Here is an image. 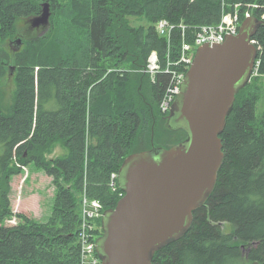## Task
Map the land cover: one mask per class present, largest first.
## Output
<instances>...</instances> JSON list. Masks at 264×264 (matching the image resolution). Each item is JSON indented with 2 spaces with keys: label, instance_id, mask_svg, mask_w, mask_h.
I'll return each mask as SVG.
<instances>
[{
  "label": "trees",
  "instance_id": "1",
  "mask_svg": "<svg viewBox=\"0 0 264 264\" xmlns=\"http://www.w3.org/2000/svg\"><path fill=\"white\" fill-rule=\"evenodd\" d=\"M41 1L0 0V37L23 33L20 24L32 29L28 21L40 13ZM237 1L64 0L54 31L24 34L17 50L0 46V81L12 82L0 99V264L82 263L77 229L84 180L88 195L105 210L112 208L119 197L111 191L110 175L128 154L182 140L183 131L166 128L158 106L171 75L150 81L140 71L152 50L162 63L167 54L166 38L154 24L166 19L175 25L174 50L182 38L178 25L187 26L186 39L192 40L197 26L218 23L222 9ZM129 17H143L149 25L134 27ZM253 38L264 73V25ZM110 68L116 70L105 75ZM255 84L251 79L237 93L226 118L220 134L224 159L212 193L193 212L186 233L153 255L154 264H264V113L256 115ZM95 98L99 102L92 104ZM166 131L178 137L163 138ZM56 144H65L67 154L48 158ZM29 163L62 177L59 184L73 180L58 187L56 200L66 208L62 224L38 223L13 211L9 182Z\"/></svg>",
  "mask_w": 264,
  "mask_h": 264
},
{
  "label": "water",
  "instance_id": "2",
  "mask_svg": "<svg viewBox=\"0 0 264 264\" xmlns=\"http://www.w3.org/2000/svg\"><path fill=\"white\" fill-rule=\"evenodd\" d=\"M49 3L29 19L31 28L49 24ZM264 19L245 17L236 35L200 45L191 60L165 126L183 131L169 146L128 154L117 174L123 196L101 216L95 248L100 264H154L153 255L190 228L193 212L212 193L224 153L220 134L237 93L252 75L257 47L250 40ZM21 46V38L9 44Z\"/></svg>",
  "mask_w": 264,
  "mask_h": 264
},
{
  "label": "rangeland",
  "instance_id": "3",
  "mask_svg": "<svg viewBox=\"0 0 264 264\" xmlns=\"http://www.w3.org/2000/svg\"><path fill=\"white\" fill-rule=\"evenodd\" d=\"M49 3L50 6V11L51 15L49 18V24L46 27H42L39 29H25L24 30V25L20 24L19 28H21V31L23 30L24 32H19L16 35H8L2 39L0 37V46L1 47H10L9 44L12 42L16 41L17 39L23 37L24 34L25 37L29 36H40L45 33H47L49 30L54 31L56 28L59 27V23H61V13H62V6H65L64 0H45ZM43 0L41 1V3ZM258 4V2H242V1H237L234 6L237 5L238 8L240 7H246L251 4ZM56 4H58V7H56ZM260 6H264L263 4H260ZM38 15V14H37ZM36 15V16H37ZM226 15V9L223 8L221 11V18H224ZM262 19V18H261ZM130 24L134 27H140L143 30H146L148 27L149 23L147 20H145L143 17H138L137 19L135 17H129ZM66 23L69 25L73 26V21L71 18L67 19ZM29 26V24H28ZM159 27H163V25H159ZM167 31H171L169 27L165 28ZM23 38V43L25 42L26 38ZM21 40V42H22ZM180 48V43L179 46L175 48V56L173 58V61L177 59V53ZM10 49H12L10 47ZM13 50V49H12ZM161 61V60H160ZM165 63H160V66H165ZM113 68H110L106 71L105 75L109 74L112 72ZM145 77L149 78L150 81L152 80V77H150L149 74L147 73H142ZM104 75V74H103ZM104 75V76H105ZM255 78V79H254ZM254 82H256L255 86L258 85L259 88L257 90V95H258V101L256 103V115L259 117L262 113H264V81L259 82L260 78L258 77H253L252 78ZM12 86V82L8 77L3 78L0 81V99L3 100L6 98L8 95L10 89ZM248 92H255L254 88H248ZM120 98H117V102H119ZM99 102V98H95L92 100V104ZM68 107L69 105H65ZM89 106V102H87V109ZM89 115V110L86 112V117L88 118ZM88 125V124H87ZM64 129L63 131H65ZM167 135L163 138H170V140H175L178 135L173 134L172 132L166 131ZM65 137V136H64ZM180 138H184V134H179ZM66 138V137H65ZM148 145V144H147ZM169 145V144H168ZM146 147V145H145ZM67 154V148L65 147V144H56L53 147V151L51 153H48L47 156L48 158L50 157H63V155ZM86 165V153L84 156V165L83 167L85 168ZM20 167V166H19ZM22 170V171H21ZM22 178V179H21ZM62 177L60 178H54V177H49L47 176L37 165L34 163H29L27 165H23L20 167V172L17 175H14L11 177L10 182H9V187L11 189V206L13 211L17 212H24L27 213L30 217L34 219V221L38 223H43V224H48L49 222L51 224H62L64 222V218L66 215V208H62L59 206V202L56 200V196L58 194L59 188H65L72 183L73 180L67 181L64 179L63 184H59V181ZM20 180H23V183L20 185ZM53 180L55 181V185H53ZM84 182H86L84 180ZM83 182V183H84ZM72 185V184H71ZM87 185V182H86ZM59 187V188H58ZM111 191H116L114 188L111 187ZM8 218V217H7ZM9 219H6V223H8ZM226 228V226H225ZM80 241V237H79Z\"/></svg>",
  "mask_w": 264,
  "mask_h": 264
},
{
  "label": "built area",
  "instance_id": "4",
  "mask_svg": "<svg viewBox=\"0 0 264 264\" xmlns=\"http://www.w3.org/2000/svg\"><path fill=\"white\" fill-rule=\"evenodd\" d=\"M254 14L264 19V6L255 3L244 8H238L237 5H233L232 10L226 12L224 18L218 23L206 24L198 27L194 33L193 43H184L178 58L173 62L176 69L168 66V64L165 67H161L156 51L150 52L143 71L148 73L152 79H155L158 74L163 72L171 75L170 83L163 91L159 100V110L162 114L168 113L173 101L179 93L185 68L191 61L195 47L204 43H222L227 35L237 34L241 20L244 17ZM160 24L163 25L164 28L159 27ZM168 26L171 30L174 28V26L170 25L166 20H161L158 22L157 28L161 34H165L170 32L165 29ZM182 35H184V27H182ZM250 42L256 45L258 51L260 50L261 47L256 39L252 37ZM260 63V58L257 56L252 72L253 76L262 75L259 73ZM111 184L114 185V174L111 175ZM81 216L82 221L78 230V236L80 237V250L83 256L82 263L98 264V259L94 253V240L90 236V230L93 228L92 220L100 216L99 202L96 200H89L84 196L82 200Z\"/></svg>",
  "mask_w": 264,
  "mask_h": 264
},
{
  "label": "crops",
  "instance_id": "5",
  "mask_svg": "<svg viewBox=\"0 0 264 264\" xmlns=\"http://www.w3.org/2000/svg\"><path fill=\"white\" fill-rule=\"evenodd\" d=\"M86 105V102H84V106ZM22 171V170H21ZM22 179V178H21ZM21 181V180H20Z\"/></svg>",
  "mask_w": 264,
  "mask_h": 264
},
{
  "label": "bare ground",
  "instance_id": "6",
  "mask_svg": "<svg viewBox=\"0 0 264 264\" xmlns=\"http://www.w3.org/2000/svg\"><path fill=\"white\" fill-rule=\"evenodd\" d=\"M169 27V26H168ZM172 31V30H171ZM257 56H258V53H257Z\"/></svg>",
  "mask_w": 264,
  "mask_h": 264
}]
</instances>
